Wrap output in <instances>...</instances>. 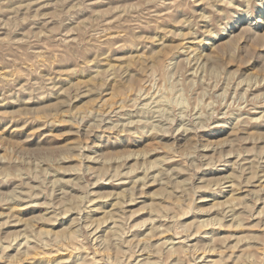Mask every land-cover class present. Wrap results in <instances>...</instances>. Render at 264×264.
<instances>
[{"label": "rangeland", "instance_id": "374dc122", "mask_svg": "<svg viewBox=\"0 0 264 264\" xmlns=\"http://www.w3.org/2000/svg\"><path fill=\"white\" fill-rule=\"evenodd\" d=\"M0 264H264V0H0Z\"/></svg>", "mask_w": 264, "mask_h": 264}]
</instances>
